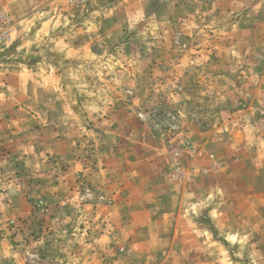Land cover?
<instances>
[{
    "label": "rangeland",
    "instance_id": "374dc122",
    "mask_svg": "<svg viewBox=\"0 0 264 264\" xmlns=\"http://www.w3.org/2000/svg\"><path fill=\"white\" fill-rule=\"evenodd\" d=\"M3 9L14 30L0 70L42 78L25 95L41 83L51 94L0 98V264H146L112 224L111 195L60 157H33V133L51 125L76 143L84 132L93 157L97 124L122 109L171 136L169 178L195 186V258L173 262L264 264V0H12Z\"/></svg>",
    "mask_w": 264,
    "mask_h": 264
},
{
    "label": "crops",
    "instance_id": "0c3cea01",
    "mask_svg": "<svg viewBox=\"0 0 264 264\" xmlns=\"http://www.w3.org/2000/svg\"><path fill=\"white\" fill-rule=\"evenodd\" d=\"M11 3L0 0V8ZM32 80L42 82L30 72L6 75L0 70V98L10 91L20 98L51 94L41 83L40 90L25 95L23 87ZM125 110L97 124L102 131L95 134L97 142L95 138L91 145L93 157L84 156V132L78 134L76 143L62 136L61 127L55 129V125L33 133V157H60L69 165V172H82L92 186L111 195L112 224L131 248L145 253L146 264H158L159 258L161 264H175V256L195 258V220L189 218L195 214V186L169 178L165 148L171 136L147 129L132 111ZM210 214L222 216L216 207Z\"/></svg>",
    "mask_w": 264,
    "mask_h": 264
},
{
    "label": "built area",
    "instance_id": "2783aa9c",
    "mask_svg": "<svg viewBox=\"0 0 264 264\" xmlns=\"http://www.w3.org/2000/svg\"><path fill=\"white\" fill-rule=\"evenodd\" d=\"M13 27V21L7 11L0 8V45L7 44L11 41L14 30ZM178 154H180L179 150H174V152H171L170 155L172 158V166L176 175L179 173V167L176 161Z\"/></svg>",
    "mask_w": 264,
    "mask_h": 264
}]
</instances>
